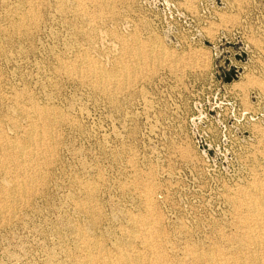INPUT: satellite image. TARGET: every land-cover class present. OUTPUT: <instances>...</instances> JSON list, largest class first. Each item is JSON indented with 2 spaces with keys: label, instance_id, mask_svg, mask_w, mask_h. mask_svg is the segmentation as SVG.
<instances>
[{
  "label": "rangeland",
  "instance_id": "obj_1",
  "mask_svg": "<svg viewBox=\"0 0 264 264\" xmlns=\"http://www.w3.org/2000/svg\"><path fill=\"white\" fill-rule=\"evenodd\" d=\"M132 41L150 55L123 88L68 72L109 69ZM37 108L53 113L49 150L0 207V264H75L80 229L155 264L130 222L146 211L167 262L190 264L189 249L219 262L238 238L235 192L264 182V0H0V145ZM21 174L0 163V185Z\"/></svg>",
  "mask_w": 264,
  "mask_h": 264
},
{
  "label": "bare ground",
  "instance_id": "obj_2",
  "mask_svg": "<svg viewBox=\"0 0 264 264\" xmlns=\"http://www.w3.org/2000/svg\"><path fill=\"white\" fill-rule=\"evenodd\" d=\"M92 1L96 3L99 8H105L110 0ZM76 5L81 7L79 3H76ZM31 16H33V9L24 13L18 21L20 24H23L26 22V19ZM146 49L143 44L141 45L136 41H132V43L122 42V51L123 54L128 57L127 60L119 61L114 63L109 69H104L97 65L94 61L86 60L84 58L80 63L76 62L77 64H75V67H69L68 72L76 71L79 74L82 73L83 75L90 77L93 84L96 86L105 88L107 85L112 84L114 89H118L134 78L135 72L139 70L142 62L145 61V55H150L146 52ZM148 58H150V56ZM35 113L36 118L28 124L25 135L21 141L11 140L8 142L4 141L5 139L1 140L5 144L0 145V150L2 151L0 163L3 166L8 163H13L18 170L21 171L22 179L8 181L0 185V192L2 194L0 197V207L7 203V206L12 208L14 206L13 204L16 196L24 194L26 187L34 181V176L32 172L29 171V167L30 164H32V161L42 153L41 144H44L46 150H49L48 142H43L41 139L42 136L44 137L48 135V128L51 123L50 117H52L50 114L53 113L47 111L45 108H37L35 109ZM31 145H33V150L27 151V148ZM23 151H26L27 155L26 160L28 161H25L26 166L23 163L24 160L18 159L19 155H21ZM41 158H43V156ZM147 197L148 196H145V200L148 204H150ZM232 202L239 211V217L236 223L238 238L234 240L235 247H233V250L230 252L228 257L216 262L214 255L218 253V249H213L215 250V254L214 251L209 253L189 249L187 254L190 256V264H197L199 262H206V264H264V182L254 181L251 191L237 190L232 198ZM130 222L132 223V226L135 225L140 227V229L142 228L143 232L141 233V236L146 243V249H149L150 254H152L151 257L153 258L155 264H170L167 262L166 258H164L161 250H159V248L156 249L154 243L152 242V238H154L157 232L155 224L156 217L152 218L150 213L146 211V213L140 218L131 219ZM76 234L80 238L79 247L81 253L76 255L75 264H139V260H144L146 255L145 253L142 255L133 254L124 248H120L114 255L112 254L113 256H111L106 252H102L100 249L98 250L95 243L87 237L85 230H76ZM183 263L184 262H179L176 264Z\"/></svg>",
  "mask_w": 264,
  "mask_h": 264
}]
</instances>
